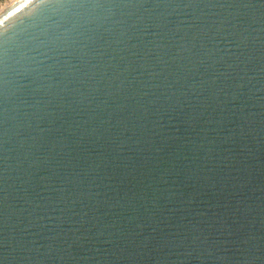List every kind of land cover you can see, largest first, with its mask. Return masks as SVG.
<instances>
[{
	"label": "water",
	"instance_id": "1",
	"mask_svg": "<svg viewBox=\"0 0 264 264\" xmlns=\"http://www.w3.org/2000/svg\"><path fill=\"white\" fill-rule=\"evenodd\" d=\"M0 264H264V0L3 10Z\"/></svg>",
	"mask_w": 264,
	"mask_h": 264
},
{
	"label": "built area",
	"instance_id": "2",
	"mask_svg": "<svg viewBox=\"0 0 264 264\" xmlns=\"http://www.w3.org/2000/svg\"><path fill=\"white\" fill-rule=\"evenodd\" d=\"M8 1V2H7ZM14 0H0V9L7 6L8 4H12ZM16 1V0H15Z\"/></svg>",
	"mask_w": 264,
	"mask_h": 264
},
{
	"label": "bare ground",
	"instance_id": "3",
	"mask_svg": "<svg viewBox=\"0 0 264 264\" xmlns=\"http://www.w3.org/2000/svg\"><path fill=\"white\" fill-rule=\"evenodd\" d=\"M17 1V0H16ZM15 0L13 1V3L14 2H16ZM11 5V4H10ZM8 6H9V4L7 5V6H5V7H3V9H0V13L3 11V10H5L6 8H8Z\"/></svg>",
	"mask_w": 264,
	"mask_h": 264
},
{
	"label": "rangeland",
	"instance_id": "4",
	"mask_svg": "<svg viewBox=\"0 0 264 264\" xmlns=\"http://www.w3.org/2000/svg\"><path fill=\"white\" fill-rule=\"evenodd\" d=\"M8 2V1H7Z\"/></svg>",
	"mask_w": 264,
	"mask_h": 264
}]
</instances>
